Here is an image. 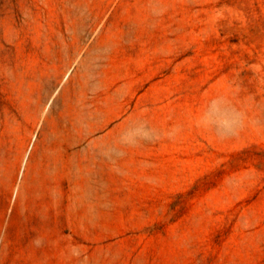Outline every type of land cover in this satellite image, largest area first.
<instances>
[{
	"label": "rangeland",
	"instance_id": "obj_1",
	"mask_svg": "<svg viewBox=\"0 0 264 264\" xmlns=\"http://www.w3.org/2000/svg\"><path fill=\"white\" fill-rule=\"evenodd\" d=\"M0 264H264V0H0Z\"/></svg>",
	"mask_w": 264,
	"mask_h": 264
}]
</instances>
